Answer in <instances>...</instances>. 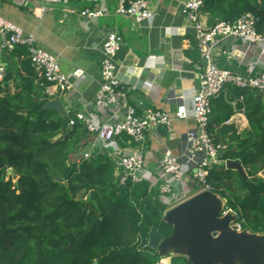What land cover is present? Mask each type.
Here are the masks:
<instances>
[{
  "label": "trees",
  "instance_id": "1",
  "mask_svg": "<svg viewBox=\"0 0 264 264\" xmlns=\"http://www.w3.org/2000/svg\"><path fill=\"white\" fill-rule=\"evenodd\" d=\"M202 10L211 26L252 12L264 36V0H204ZM12 54L20 67L0 82V264H159L163 254L148 245V233L155 227L168 236L173 226L158 188L131 179L120 184L108 153L72 160L89 137L85 124L71 126L74 115L43 109L48 84L25 46ZM11 79L15 92L5 86ZM238 110L249 120L242 132L228 123ZM208 129L224 146L220 158L240 161L247 172L213 166L211 191L239 212L245 230L263 232L264 91L227 84L212 99ZM171 264L193 262L175 253Z\"/></svg>",
  "mask_w": 264,
  "mask_h": 264
},
{
  "label": "built area",
  "instance_id": "2",
  "mask_svg": "<svg viewBox=\"0 0 264 264\" xmlns=\"http://www.w3.org/2000/svg\"><path fill=\"white\" fill-rule=\"evenodd\" d=\"M33 1L24 0L27 5L33 4ZM72 1L79 0H41L33 4V10L38 18H42L54 4L63 3L68 13L87 22L95 21L107 12V0H86L87 3L80 8L70 6ZM182 5L183 14L193 22L200 52L198 87L193 94L191 108L182 103L169 110L145 106L142 100L138 104L129 101L115 60L123 34L119 28L113 27L103 44L101 82L93 101L95 116L89 118L79 111L69 120L71 126L76 121L83 122L89 133L87 140L72 155V160L80 161L99 153H108L115 163L114 177L120 184L130 179L135 182L149 181L152 187L158 188L159 198L167 205V210L191 197L193 189L188 184L189 178L196 185V193L211 191L207 179L210 169L222 162L227 167L228 159L220 158L224 146L215 141L208 129L212 99L219 96L227 84L264 91V72L233 73L219 67L214 56L215 44L221 37L232 35L250 44L264 40L257 30L258 18L255 14L245 12L233 23L219 21L208 26L201 19L204 0H182ZM115 12L136 22L154 13L150 0H117ZM19 45L27 48L32 68L39 74L42 84L47 83L48 87L70 89L85 77V70L80 67L74 69L72 76L65 73L59 57L41 47L34 33L0 15V54L13 51ZM8 72L9 67L0 61L1 83H4ZM179 120L187 124L184 147L178 153H164L158 161L156 173L151 172L145 156L149 137L155 135L158 127L166 128L170 135H174L175 124ZM124 137L128 146L123 142ZM220 216H233L230 226L237 231H246L239 220V212L223 199ZM159 264H165L163 258Z\"/></svg>",
  "mask_w": 264,
  "mask_h": 264
},
{
  "label": "crops",
  "instance_id": "3",
  "mask_svg": "<svg viewBox=\"0 0 264 264\" xmlns=\"http://www.w3.org/2000/svg\"><path fill=\"white\" fill-rule=\"evenodd\" d=\"M40 2L34 0L33 4ZM150 2L154 13L140 22L117 14V0H107L106 14L92 22L68 13L63 3L54 4L44 17L38 18L33 4L27 5L24 0H0V15L34 33L41 47L59 57L62 69L68 75L72 76L77 67L85 70V77L70 89L61 90L53 85L46 88L50 99H62L67 116L79 111L89 118L95 116L93 101L101 82L103 44L113 27L119 28L123 34L115 60L129 101L138 104L142 100L145 106L169 110L185 103L190 109L200 71V52L193 22L183 14L182 0ZM86 3V0L72 1L70 6L80 8ZM201 19L211 26L204 11ZM214 56L219 67L233 73L264 72V40L250 44L232 35L221 37L215 44ZM0 61L11 69L8 77L20 67L18 57L12 51L2 52ZM14 82L15 79H11L5 83L12 92L17 90ZM228 123L233 124L238 132L249 127L243 110L235 112ZM186 128V122L179 120L174 135H170L166 128L158 127L155 135L149 137L145 156L151 172L156 173L158 161L164 153L182 150ZM188 184L193 189L191 196L195 195L197 189L191 178ZM182 252L175 247L171 254ZM169 255L163 254L165 263ZM260 258L264 259V256ZM214 264L224 263L218 260ZM235 264L242 263L236 259Z\"/></svg>",
  "mask_w": 264,
  "mask_h": 264
},
{
  "label": "water",
  "instance_id": "4",
  "mask_svg": "<svg viewBox=\"0 0 264 264\" xmlns=\"http://www.w3.org/2000/svg\"><path fill=\"white\" fill-rule=\"evenodd\" d=\"M43 109H55L62 116H67L61 98L49 99ZM227 167L236 169L244 177L247 172L243 164L235 159L227 160ZM13 172V169H9ZM222 198L210 190L196 193L187 200L170 208L165 213V220L172 224L170 235L164 236L155 227L148 233V245L158 248L162 254L169 255L171 264L172 250L189 235L190 247L186 254L193 264H235L239 259L242 264H264V233L260 237L247 231H237L230 226L233 216L221 217Z\"/></svg>",
  "mask_w": 264,
  "mask_h": 264
},
{
  "label": "bare ground",
  "instance_id": "5",
  "mask_svg": "<svg viewBox=\"0 0 264 264\" xmlns=\"http://www.w3.org/2000/svg\"><path fill=\"white\" fill-rule=\"evenodd\" d=\"M190 247L189 235H186L184 240L179 244L178 248L186 252Z\"/></svg>",
  "mask_w": 264,
  "mask_h": 264
},
{
  "label": "rangeland",
  "instance_id": "6",
  "mask_svg": "<svg viewBox=\"0 0 264 264\" xmlns=\"http://www.w3.org/2000/svg\"><path fill=\"white\" fill-rule=\"evenodd\" d=\"M11 171L9 170V173H10ZM14 181H16V178H15V180ZM188 189V191H190L191 189L190 188H187ZM218 195V194H217ZM220 196V195H219ZM223 200H225L224 198H222ZM263 233L264 232H259V234H258V236H262L263 235Z\"/></svg>",
  "mask_w": 264,
  "mask_h": 264
},
{
  "label": "clouds",
  "instance_id": "7",
  "mask_svg": "<svg viewBox=\"0 0 264 264\" xmlns=\"http://www.w3.org/2000/svg\"><path fill=\"white\" fill-rule=\"evenodd\" d=\"M221 197V196H220ZM222 198V197H221ZM166 213V212H165ZM264 232V231H263Z\"/></svg>",
  "mask_w": 264,
  "mask_h": 264
}]
</instances>
